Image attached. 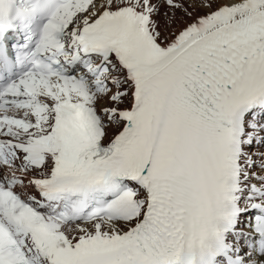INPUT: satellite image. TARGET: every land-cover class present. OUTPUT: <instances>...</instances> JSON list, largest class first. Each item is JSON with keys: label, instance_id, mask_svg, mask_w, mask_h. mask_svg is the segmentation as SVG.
Masks as SVG:
<instances>
[{"label": "snow or ice", "instance_id": "6c2138e0", "mask_svg": "<svg viewBox=\"0 0 264 264\" xmlns=\"http://www.w3.org/2000/svg\"><path fill=\"white\" fill-rule=\"evenodd\" d=\"M0 264H264V0H0Z\"/></svg>", "mask_w": 264, "mask_h": 264}]
</instances>
